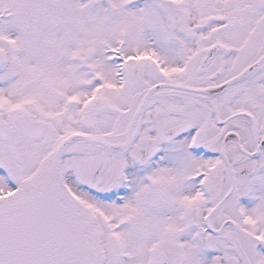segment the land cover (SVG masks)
<instances>
[{"label":"snow or ice","instance_id":"6c2138e0","mask_svg":"<svg viewBox=\"0 0 264 264\" xmlns=\"http://www.w3.org/2000/svg\"><path fill=\"white\" fill-rule=\"evenodd\" d=\"M0 264H264V0H0Z\"/></svg>","mask_w":264,"mask_h":264}]
</instances>
